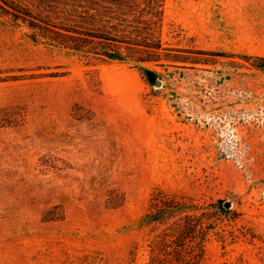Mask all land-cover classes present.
I'll return each instance as SVG.
<instances>
[{"label": "rangeland", "instance_id": "obj_1", "mask_svg": "<svg viewBox=\"0 0 264 264\" xmlns=\"http://www.w3.org/2000/svg\"><path fill=\"white\" fill-rule=\"evenodd\" d=\"M29 33L0 17V264H147L157 189L216 206L205 264H264V69L244 58H264V0H166L165 46L207 65Z\"/></svg>", "mask_w": 264, "mask_h": 264}, {"label": "trees", "instance_id": "obj_2", "mask_svg": "<svg viewBox=\"0 0 264 264\" xmlns=\"http://www.w3.org/2000/svg\"><path fill=\"white\" fill-rule=\"evenodd\" d=\"M166 0H0V17L26 27L29 37L96 62L141 66L207 65L214 52L166 47L162 40ZM225 57H232L224 55ZM264 69V58L244 56ZM240 67V63L232 62ZM214 204L155 190L143 226L150 228L147 264H205L207 244L219 235Z\"/></svg>", "mask_w": 264, "mask_h": 264}, {"label": "water", "instance_id": "obj_3", "mask_svg": "<svg viewBox=\"0 0 264 264\" xmlns=\"http://www.w3.org/2000/svg\"><path fill=\"white\" fill-rule=\"evenodd\" d=\"M156 85H157V86H161V81H157V82H156ZM230 206H231L230 203H227V204H226V207H230Z\"/></svg>", "mask_w": 264, "mask_h": 264}]
</instances>
